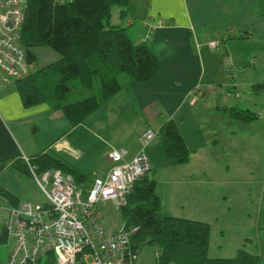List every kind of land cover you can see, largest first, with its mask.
<instances>
[{
    "label": "crops",
    "instance_id": "1",
    "mask_svg": "<svg viewBox=\"0 0 264 264\" xmlns=\"http://www.w3.org/2000/svg\"><path fill=\"white\" fill-rule=\"evenodd\" d=\"M116 6L112 25L124 27L134 43H146L161 68L147 81L127 77L118 93L78 125H66L62 116L64 127L51 138L42 132L58 120L50 101L25 104L18 82L6 83L0 70V187L20 200L9 178L13 175L21 184L24 174L32 186L20 196L39 198L32 176L13 166L25 155L51 150L82 173L94 170L95 176H104L114 165L108 157L112 148H125V161L144 151L156 170L163 214L209 223L211 257H233L243 248L263 261L264 241L257 242L255 233H264V88L256 90L255 85L264 84V79L256 78L264 72V0H129ZM235 32L243 35L230 41ZM227 33L232 37L218 47L209 46ZM29 53L34 70L61 58L49 46L30 47ZM242 105L261 119L233 118L230 108ZM170 119L178 123L191 152L188 162L165 156L159 132ZM93 127L102 132L103 140L92 133ZM147 128L158 132L148 144L140 138ZM91 139L99 149L95 168L83 163L85 143ZM160 167L172 169L170 179H160ZM253 177L263 194L257 202L252 198L244 202ZM226 235L234 240L230 247H224ZM142 252L143 248L135 264H159L157 258L146 262L150 251L145 259Z\"/></svg>",
    "mask_w": 264,
    "mask_h": 264
},
{
    "label": "trees",
    "instance_id": "2",
    "mask_svg": "<svg viewBox=\"0 0 264 264\" xmlns=\"http://www.w3.org/2000/svg\"><path fill=\"white\" fill-rule=\"evenodd\" d=\"M128 2L74 0L57 4L54 0H27L21 42L29 59V48L39 45L51 46L61 58L17 81L25 104L51 100V107L62 108L70 124L75 126L121 90V73H126L133 81L150 80L161 68L159 58L146 43H134L124 27L110 23L112 7ZM51 76H58L52 88L46 83ZM74 78L96 93L74 103H63L61 99L70 91L68 81ZM38 79L42 81L36 82ZM256 88L263 89L264 84H256ZM230 114L243 121L258 118V114L250 109L232 107ZM159 137L167 157L178 163L189 161L191 152L175 120L163 123ZM30 158L39 173L59 168L72 173L79 186H91L93 177L78 171L59 156L46 151ZM13 166L29 173L27 164L21 160L15 161ZM0 193L10 204H18L17 198L8 190L0 187ZM122 215L128 227H138L131 235L132 246L138 249L147 244L157 247L159 264H264L259 255L243 248L233 257H211V225L163 214L156 180L148 175L135 182L127 205L122 207ZM7 239L3 225L0 243Z\"/></svg>",
    "mask_w": 264,
    "mask_h": 264
},
{
    "label": "built area",
    "instance_id": "3",
    "mask_svg": "<svg viewBox=\"0 0 264 264\" xmlns=\"http://www.w3.org/2000/svg\"><path fill=\"white\" fill-rule=\"evenodd\" d=\"M26 4L27 0H0V70L6 83L35 69L21 42ZM230 37L229 33L218 36L209 46L218 47ZM157 135L148 128L140 138L148 144ZM125 154V148H112L108 157L114 165L106 175L94 176L88 188L59 168L39 173L31 158L23 156L47 201L23 200L10 206L4 228L14 244L3 264H38L46 258L49 264H134L140 249L132 246L131 235L138 227L123 221L117 229L107 228L100 211V204L108 200L122 209L135 182L150 175L152 164L144 151L130 161L124 160Z\"/></svg>",
    "mask_w": 264,
    "mask_h": 264
},
{
    "label": "rangeland",
    "instance_id": "4",
    "mask_svg": "<svg viewBox=\"0 0 264 264\" xmlns=\"http://www.w3.org/2000/svg\"><path fill=\"white\" fill-rule=\"evenodd\" d=\"M54 2L55 3H57L56 2V0H54ZM57 4H59V3H57ZM26 7H27V4H26ZM25 7V8H26ZM116 10H117V6L115 5V6H113V8H112V17H111V21H110V23L111 24H114V18H115V15H116ZM236 35H243V34H241L240 32H235V34H234V38H231V39H229L230 41L231 40H233V39H235V37H236ZM39 46H49V45H39ZM264 46V45H263ZM50 48H52L51 46H49ZM249 48H251L250 47V45H245L244 46V50H247V51H250L249 50ZM53 49V48H52ZM56 51V50H55ZM38 52L41 54V55H43L44 54V51H43V49L42 48H39V50H38ZM263 53H264V51H263ZM251 57V52H248V58H250ZM30 58H31V56H30ZM246 66L247 67H251V68H254V66H251V65H249V64H246ZM41 67H36V70H38V69H40ZM254 72V71H253ZM263 73L264 72H262V73H260V75L259 76H256V78H257V80H258V78L259 79H264V77H262L263 76ZM239 75V74H238ZM123 77H125L124 79H123ZM128 76L126 75V73H121L120 75H119V81L121 82V85H123V83H124V80L127 78ZM241 77H239L238 76V79H240ZM57 79H58V76H51V77H49L48 79H47V81H46V83L48 84V86L49 87H53L54 85H55V83H56V81H57ZM18 80H16V81H14V82H11V83H15V82H17ZM42 81V79L41 80H36V82H41ZM68 86L70 87V91L68 92V94H67V96H66V98H64V99H61V102H63V103H74V102H76V101H79V100H81V99H84V98H86V97H88V96H90V95H93V94H95L96 93V91L95 90H90V89H88V88H86V87H84V86H82L81 84H80V80L78 79V78H74V79H71V80H69L68 81ZM254 96H256L257 97V95H254ZM263 97H264V95H263ZM209 98H211V99H214V97H209ZM55 99V98H54ZM51 101V100H50ZM105 103V102H104ZM252 108L251 109H254V110H258V109H260V106L259 107H255V106H251ZM246 108V106H244V105H242V106H240L239 107V109H245ZM54 111H56V112H58V113H55V112H53L54 113V118H56V119H58L57 120V123L56 122H51V124H50V126H49V128L47 129V131H46V129H42V132L45 134L46 132H48V134H49V137L51 138L53 135H55L56 133H58V132H61L62 131V129H63V123H62V121H61V119H62V116H63V118H64V120H65V124L67 125V123L68 124H70V122L68 121V118L66 117V115H65V113H64V111H63V109L62 108H59V109H54ZM262 112V111H261ZM264 112V111H263ZM262 115H263V113H262ZM258 118H259V115H258ZM257 118V119H258ZM53 119V117L51 118V120ZM261 118H259L258 120H260ZM261 120H264V118L263 119H261ZM257 121V120H256ZM71 125V124H70ZM89 125L91 126V124L89 123ZM72 126V125H71ZM92 127V126H91ZM90 129H92V133H93V131H94V133H95V135H97L101 140H103V136H102V132L101 131H99V130H97L98 128H90ZM94 129V130H93ZM93 140L91 139V140H89V141H87L86 143H85V145L87 146V155H86V157L84 158V160H83V163L87 166V167H90L91 165H92V167H96V166H98L99 165V163L97 162V158H95V157H97L98 156V152H99V149L98 148H94L93 147ZM161 146H162V143H161ZM162 148H163V146H162ZM163 151H164V149H163ZM52 152L53 151H51L50 150V153L52 154ZM164 153H165V151H164ZM26 156V155H25ZM165 156L167 157V155H166V153H165ZM59 157H61L62 159H63V157H62V155L61 156H59ZM169 159H171V158H169ZM19 160H21L23 163H25V164H27V162H25V160L23 159V157L21 158V159H19ZM171 160H173V159H171ZM243 160H244V162L245 163H247V164H249L250 163V158H249V156L248 155H244V157H243ZM30 162L32 163V161H31V159H30ZM33 164V163H32ZM164 165V164H163ZM27 167H28V170H29V174L32 176V174H31V171H30V168H29V166H28V164H27ZM17 170V169H16ZM172 171V169L169 167H160V169H159V177H160V179H170V175H171V172ZM86 174H88L89 175V177H94L95 176V174H97V172H94V170H91V171H89V172H85ZM155 173H156V170L152 167V170H151V172H150V175H149V177L151 178V179H154V180H157L156 179V177H155ZM260 173V172H259ZM32 178H33V176H32ZM34 179V178H33ZM35 180V179H34ZM17 181H18V179L16 178V177H13V175L12 176H10V178H9V185H11V186H13V189L14 190H17V191H19V198H20V200H18V201H23V200H29V201H32V202H34V201H37V202H46L47 201V199H46V197H45V195H44V193L42 192V190L41 189H39L40 187H38L39 185L38 184H36L37 182H35V181H33L34 182V184L36 185V187H37V193L36 194H38L39 195V198H36V199H32V198H25V197H22V196H20L22 193H24V192H26L27 191V189H29L31 186H32V182L28 179V177L27 176H25L24 174H21V184H18L17 183ZM157 183V182H156ZM38 185V186H37ZM163 185L164 186H166V185H168V182L167 181H164L163 182ZM41 190V191H40ZM10 191V190H9ZM263 191H264V189H263ZM263 194V192H262V186H261V184L256 180V179H254V177L252 178V184L251 185H249L248 187H247V189H246V195H245V200H244V202L245 201H247V200H249L250 198H252V202H257L258 200H257V197H259L260 195H262ZM256 197V198H255ZM9 201L7 200V198L4 196V195H2L1 193H0V228H2L3 227V225H4V223H5V216H6V214H7V210H6V207L7 206H9ZM100 211H101V215H102V220H103V223H104V225L107 227V228H110V229H115V228H118L120 225H122V223H123V215H122V209H120V208H117V207H115L114 206V204L110 201V200H108V201H104V202H102L101 204H100ZM256 214H257V210L256 211H254ZM256 216H258V215H256ZM262 216H264V211H263V215ZM262 216H261V218H262ZM260 218V217H259ZM211 238V237H210ZM220 238H221V236H220V234L219 233H216V235H215V240L217 241V242H220ZM255 238H256V240H257V242H259V241H264V233H255ZM228 240V236L226 235L225 236V241H227ZM223 241V240H222ZM224 242V241H223ZM233 243H234V240L232 239V238H230L226 243H225V246L224 247H230L231 245H233ZM13 244H14V240H12V239H10L9 237H8V239L7 240H5V241H3V242H1L0 243V264H2L7 258H8V255H9V253H10V251H11V249H12V247H13ZM148 251H150V252H148ZM156 251H157V247H155V246H152V245H145L144 247H143V252H142V255H141V258H143L145 255H146V253L148 254V256L146 257V262H150V261H153L154 259H156L157 258V256H156ZM152 257H151V256ZM154 258V259H153ZM144 259H145V257H144ZM40 262H42V263H44V264H49V262H50V260H49V258H46V259H42ZM263 263H264V259H263V261H262ZM135 264V263H134Z\"/></svg>",
    "mask_w": 264,
    "mask_h": 264
},
{
    "label": "bare ground",
    "instance_id": "5",
    "mask_svg": "<svg viewBox=\"0 0 264 264\" xmlns=\"http://www.w3.org/2000/svg\"><path fill=\"white\" fill-rule=\"evenodd\" d=\"M147 129H148V128H147ZM147 129H146V130H147ZM143 132H144V131H143ZM143 132H142V133H143ZM157 134H158V132H157ZM141 135H142V134H141ZM157 136H158V135H157ZM133 158H134V157H133ZM151 164H152V163H151ZM151 170H152V169H151ZM140 250H141V249H140ZM157 251H160V250L157 248ZM139 253H140V252H139ZM138 257H139V255H138ZM157 259H158V258H157Z\"/></svg>",
    "mask_w": 264,
    "mask_h": 264
}]
</instances>
